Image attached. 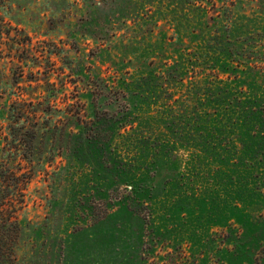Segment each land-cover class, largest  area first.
<instances>
[{
	"label": "rangeland",
	"instance_id": "rangeland-1",
	"mask_svg": "<svg viewBox=\"0 0 264 264\" xmlns=\"http://www.w3.org/2000/svg\"><path fill=\"white\" fill-rule=\"evenodd\" d=\"M146 2L126 21H115L108 37L101 41L91 38L90 34H96L97 24L86 13L87 8L93 10L87 0H0V26L2 30L11 26L10 39L5 35L0 39V149L8 124L7 109L15 101L31 103L32 109L48 108L50 115L57 116V105L68 111L75 107H65V102L71 104L79 100L83 105L80 116L84 119L93 118L95 108L101 116L116 111L115 119H120L123 103L120 92L134 88L143 76H150L153 82L157 79L159 86L155 87L154 95L159 100L150 103L149 116L140 115L141 126L136 129L141 127L142 133L125 140L114 138L109 155L97 149L92 151L93 158L101 160L99 169L91 170L84 162L64 157L55 144L52 146L49 160L52 156L53 160L33 176L23 197H19L23 203L10 209L17 213L23 226L27 225L30 232L33 230L41 237L25 238L26 242L30 239L32 242L18 249V262L22 264H264V188L262 193L251 195L243 202L237 201V209L230 199L236 196L233 185L225 186L229 188L222 189L219 197H208L204 189L211 188L195 187L196 197H192L185 188L186 179L191 175L189 170H193L189 163L191 151L185 144H182L185 147L178 145L175 154L180 180L167 182L161 172L157 175L160 177L142 184V187L165 189L160 196L140 199L142 220L128 244H123L125 233H113L117 221L123 220L122 214L106 225L105 230L110 231L109 237L102 241L104 245L95 238L83 246H70L63 237L70 235L76 223L62 220L61 214L64 217L71 214L60 208L62 204L81 199L84 192H87L86 197L81 200H94L99 204L96 213L100 218L107 213L104 204L107 202L113 205L108 213L119 214L118 197L124 180H120L121 169L114 175L107 172L106 162L132 161L138 170L150 175L153 159L146 150L140 149L143 145L164 139V134L170 135V132L187 138L196 135L186 120L181 119L170 128L155 121L157 112L164 109L161 100L168 97L178 110L186 108L187 104H196L200 109L202 91L192 82L203 78L190 73L175 87L166 86L164 79L159 78L173 62L174 53L169 44L177 40L188 44L193 34L185 31L181 22L172 21L165 6L160 10L158 0ZM121 7L117 4L115 10ZM186 63L191 69L192 63ZM258 83L261 86H255L254 90L264 98V77ZM112 94L116 99L113 104L108 99ZM126 132L133 134L129 127ZM103 135L98 142L105 141ZM131 140H136L135 146L126 149L125 144ZM139 142L143 145L138 146ZM236 146L228 148L245 152L247 145L237 139ZM44 150L47 152L48 148ZM255 151L264 156V138L262 147ZM12 162L16 167L20 161L15 158ZM82 184L84 190H80ZM96 187H117L119 193H111L109 197L93 196ZM202 192L204 197H199ZM88 222L83 216L79 226L86 227ZM80 236L83 238V233ZM82 238L77 241L82 242ZM135 241L137 259L133 262L128 259V249Z\"/></svg>",
	"mask_w": 264,
	"mask_h": 264
},
{
	"label": "trees",
	"instance_id": "trees-1",
	"mask_svg": "<svg viewBox=\"0 0 264 264\" xmlns=\"http://www.w3.org/2000/svg\"><path fill=\"white\" fill-rule=\"evenodd\" d=\"M146 1L151 0H87L93 10L87 8L86 13L97 24L94 29L96 34H90L91 38L105 40L115 21H126L127 17L137 14ZM158 2L162 6L160 10L164 6L167 8L172 21L181 22L184 30L193 34L188 44L180 40L169 44L174 53L173 62L159 78L164 79L169 87L181 85L190 73L194 76L200 74L203 80L192 82L198 86V91H202L200 109L196 108V104H187L186 108L178 110L167 100L170 99L168 97L161 100L164 109L157 112L155 121L170 128L179 120H186L196 135L187 138L180 133L170 132V135L164 134V139L153 144L143 145V142H139L138 146L143 145L140 149L146 150L153 159L150 175L138 170L132 161L112 159L106 162L104 168L113 175L117 169H121L120 180H124L123 191L118 197V209L121 210L118 215L109 214L107 210L113 205L111 202L104 203L107 213L100 218L96 213L99 204L96 205L94 200H81L87 192L81 194V199L62 204L60 209L71 214L65 217L61 214L62 220L76 223L70 229V235L63 236L70 246H83L95 238L98 239L97 243L104 245L102 241L109 237L110 231L105 230L106 225L120 214L123 220L117 221L113 233H125L123 244H128L138 222L142 220L140 199L153 198L165 189L162 186L142 187L144 181L160 177L157 175L161 172L162 179L167 182L180 180L178 158L175 156L178 145L185 144L191 151L189 163L193 170H189L191 175L186 179L185 188L192 197H196L193 192L195 187L211 188L204 189L208 197H219L222 189L229 188L225 186L233 185L236 196L230 199L237 209V201L243 202L251 195L262 193L264 188V156L255 151L262 147L264 138V98L254 90L255 86H261L258 81L264 77V0ZM117 4L122 6L121 9L115 10ZM10 28L6 26L2 30L0 26V39L2 35L6 38L11 36ZM19 31L22 33V30ZM28 39L26 35V41ZM186 62L192 63L191 69ZM98 80L101 81L100 78ZM156 80L153 82L150 76H143L134 88H126L119 93L123 99L120 119H115L116 111L101 116L97 108L93 118L84 119L80 116L83 105L79 100L71 104L65 102V107H75L68 111L57 105V116L50 115L48 108L32 109L33 104L24 100L10 105L6 114L8 124L3 136L4 143L0 149V264H22V261L18 262V249L32 242L31 239L26 242L25 238L29 235L41 238L39 233L30 232L27 225L23 226L17 213L10 209L12 206L14 209L17 203H23L19 197H23L24 189L33 176L51 163L54 158L52 156L49 160L52 146L55 144L64 157L84 162L91 170L99 169L101 160L93 158L94 149L109 155L113 150L114 138L125 140L142 133L141 127L136 129L141 126L140 115L144 114L147 118L152 109L150 103L159 100L154 98L155 87H159ZM113 94L108 98L112 104L116 102ZM128 127L133 134L128 135ZM102 134L106 139L100 143L98 138ZM237 139L247 145L245 152L235 149ZM135 141L125 144V148L134 147ZM46 148L48 151L44 152ZM15 158L20 162L13 167ZM96 188H93V196L100 197H109L119 190L117 187ZM80 190H84V184ZM203 194L199 197H204ZM83 216L89 220L86 227L79 226ZM82 233L83 238L80 236ZM78 238L83 241H77ZM137 245L135 241L128 249V259L133 262L137 259Z\"/></svg>",
	"mask_w": 264,
	"mask_h": 264
}]
</instances>
